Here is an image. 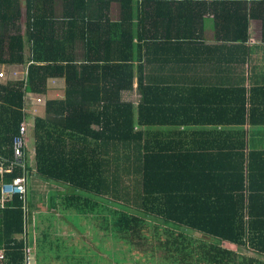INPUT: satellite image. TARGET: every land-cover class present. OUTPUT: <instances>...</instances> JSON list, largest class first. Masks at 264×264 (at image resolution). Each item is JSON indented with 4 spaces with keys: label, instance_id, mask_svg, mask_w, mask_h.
<instances>
[{
    "label": "trees",
    "instance_id": "obj_1",
    "mask_svg": "<svg viewBox=\"0 0 264 264\" xmlns=\"http://www.w3.org/2000/svg\"><path fill=\"white\" fill-rule=\"evenodd\" d=\"M57 2L0 0V67L28 73L0 81V187L25 175L28 182L24 197L0 189V264H24L29 247L36 264L49 258L46 246L52 254L56 243L50 228L39 233L37 218L59 210L93 219L104 232H94L100 255L108 238L125 247L110 260L77 246L54 253L69 264H122L132 252L142 254L140 264H264V149L247 146L244 129L233 130L244 140L221 144L175 147L155 138L179 133L149 128L163 123L158 111L202 103L188 89L146 83L133 0H64V18L55 16ZM112 2L118 21L87 15L109 12ZM55 78L65 81V98L48 100L45 118H34L33 175L28 140L17 163L13 138L28 123V93L46 95ZM134 89L138 108L122 100ZM241 109L230 122H255ZM33 176L63 188L49 193L43 213L30 194Z\"/></svg>",
    "mask_w": 264,
    "mask_h": 264
},
{
    "label": "crops",
    "instance_id": "obj_2",
    "mask_svg": "<svg viewBox=\"0 0 264 264\" xmlns=\"http://www.w3.org/2000/svg\"><path fill=\"white\" fill-rule=\"evenodd\" d=\"M57 1L55 16L64 18V0ZM133 2L140 43L147 48L146 54L142 55L146 83L188 89L192 92L190 98L202 103L173 109L164 107L158 111L157 120L163 123L149 128L163 134L179 133L175 137L158 135L155 138L171 141L175 147L199 146L201 141L203 145L204 142L221 144L223 140L224 143L226 140H244L241 134L233 132L244 129L247 131V146L264 149V0ZM110 6L109 12L100 9L87 15L94 18L108 16L112 22L118 21L120 5L112 2ZM102 21H97L98 28L103 25ZM155 42L160 48L153 44ZM65 88V81L55 78L48 81L46 95L28 93L27 117L31 116L33 120L45 118L46 102L63 100ZM178 94L175 98H181ZM137 95L135 89L126 91L122 100L134 102L138 108ZM37 98H42L45 103H38ZM241 108L247 111V115L252 113L255 122H230H239L232 113L242 114ZM33 156L34 159L28 155L27 148V163L34 175L35 149ZM31 182H38L46 189V198L51 191L63 190L35 176L30 178V186Z\"/></svg>",
    "mask_w": 264,
    "mask_h": 264
},
{
    "label": "rangeland",
    "instance_id": "obj_3",
    "mask_svg": "<svg viewBox=\"0 0 264 264\" xmlns=\"http://www.w3.org/2000/svg\"><path fill=\"white\" fill-rule=\"evenodd\" d=\"M2 69L10 71L8 67L7 68L2 67ZM28 123L30 125V128H29V134L27 136L28 137L27 147H28L29 156L32 159H34V156H33L34 148H35V141H34V136H33L34 120L31 116L28 117ZM31 183L32 184L30 186V194H32L33 196L32 200H33L34 206L36 207L38 211H40V213L46 212V209H45L46 207L45 198H46V193H47L46 189L42 188L38 184V182L36 183L31 182ZM35 184H38V185H35ZM58 213L59 214H55V213L49 214L47 216L48 218L45 219L44 222L41 219L37 218L38 223L36 225L40 229L39 233L41 234V231L43 232V229H46L47 227L50 228V231H49V236H51L50 239H54L56 243V246H54L53 248L50 247L52 254L48 251L49 245L46 246V255H48L49 258L44 259L43 261V257H42L40 264H69L67 261H65L64 254H62V256H59V257L55 256L57 255L56 254L57 251L63 252L65 250L66 252H69L70 249H68L67 246L68 247L77 246V248H82V253H84V251L85 252L88 251L90 248L92 249L90 252H93L95 257H98V253H99L98 249L101 246L104 247V243L100 245L99 242L95 241L94 232H100L101 235H103L104 232L99 227L94 226V223L92 221H89L93 219L91 217L81 215L73 211L64 212V211L59 210ZM39 216H41V214ZM94 229H97V230H94ZM190 232H192V230ZM114 244L115 243L113 239L108 238L105 244L106 246L105 249L108 250V252L105 253L104 251H102L105 253V254L104 253L102 254H104V256L105 255L107 256V257L105 256V258H109V260L112 258V255L115 253V251H119V249L123 251V249L125 248L120 245L119 247H116V245ZM93 249L97 250L98 252L95 253ZM99 256H103V255H100L99 253ZM120 257H123V256L120 254ZM131 257H134V259L137 261L132 260ZM141 257H142L141 253L132 252L131 255L126 254L125 258H127V260L121 263L122 264H140L138 260H140ZM92 261L93 263H97L99 260L95 259ZM156 261L158 260L156 259ZM113 263L115 264L114 261ZM144 263L146 264V262ZM102 264H108V263H102Z\"/></svg>",
    "mask_w": 264,
    "mask_h": 264
},
{
    "label": "built area",
    "instance_id": "obj_4",
    "mask_svg": "<svg viewBox=\"0 0 264 264\" xmlns=\"http://www.w3.org/2000/svg\"><path fill=\"white\" fill-rule=\"evenodd\" d=\"M10 71L2 69L0 67V81L14 79V80H27V67L19 66L13 69H9ZM38 103H44L42 98H37ZM28 136V123L24 120L19 127L18 133L15 134L13 138V152L15 162L21 163L23 156V149L27 144ZM1 153V144H0V159H2ZM24 166V165H23ZM26 169V168H25ZM3 172L2 166H0V174ZM27 176H21L15 178L10 183H2L1 184V194L3 197H9L12 195H21L25 196L27 192ZM0 252V259L3 258V255ZM24 264H36L35 255L32 253L30 247L26 250V257L24 260Z\"/></svg>",
    "mask_w": 264,
    "mask_h": 264
},
{
    "label": "clouds",
    "instance_id": "obj_5",
    "mask_svg": "<svg viewBox=\"0 0 264 264\" xmlns=\"http://www.w3.org/2000/svg\"><path fill=\"white\" fill-rule=\"evenodd\" d=\"M45 103V102H44Z\"/></svg>",
    "mask_w": 264,
    "mask_h": 264
}]
</instances>
